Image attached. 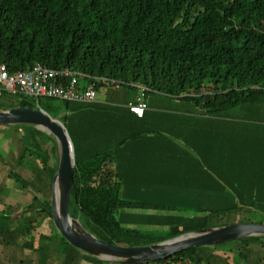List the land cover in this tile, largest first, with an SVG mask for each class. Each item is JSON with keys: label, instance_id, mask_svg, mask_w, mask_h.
<instances>
[{"label": "trees", "instance_id": "1", "mask_svg": "<svg viewBox=\"0 0 264 264\" xmlns=\"http://www.w3.org/2000/svg\"><path fill=\"white\" fill-rule=\"evenodd\" d=\"M36 64L70 68L91 78L109 77L125 88L146 89L145 98L158 93L193 102V93L207 89L214 96L199 100L209 114L223 106L264 103V0H0V65L14 74L30 71ZM8 96L0 94V111L41 108L57 119L61 110L52 106L54 100L38 103L14 95L13 103H8ZM14 127L25 135L20 138L25 144L17 163L30 169L29 160L34 158L43 167L41 177L49 175L44 196L34 184L38 181L10 174L23 190L32 187L36 192L23 208L35 210L31 218L38 223L34 227L38 234L43 235L46 221L52 236L65 249L84 254L86 262L117 264L81 252L57 231L51 201V183L59 169L56 140L33 126ZM75 163L69 212L97 239L143 247L204 230L193 227V221L184 224L186 219L175 217L174 210L166 211L172 218L159 225L145 223L151 219L140 218V212L150 206L124 192V180L114 176L107 156ZM129 217L140 222L131 224L134 220ZM150 228L167 230L156 237L157 229ZM256 243L263 247L264 237L192 248L149 264H231L232 256L243 263L252 250L250 244Z\"/></svg>", "mask_w": 264, "mask_h": 264}, {"label": "crops", "instance_id": "2", "mask_svg": "<svg viewBox=\"0 0 264 264\" xmlns=\"http://www.w3.org/2000/svg\"><path fill=\"white\" fill-rule=\"evenodd\" d=\"M87 84L80 80V88ZM212 93H193V102L151 93L138 117L131 105L140 90L98 87L92 103L60 101L63 112L56 120L69 134L75 160L108 157L114 176L124 180V192L150 206L140 212V218L151 219L145 223L159 225L172 218L166 211L174 210L175 217H184L188 225L193 221L196 229L216 225L215 219L223 221L231 213L255 219L237 224H262L264 103L223 106L209 114L199 99ZM28 167L32 183L41 187L42 170L33 163ZM27 202L2 206L21 211ZM37 225L22 211L0 217V264H90L77 251L65 249L46 221L42 236ZM256 244L249 247L260 246Z\"/></svg>", "mask_w": 264, "mask_h": 264}, {"label": "water", "instance_id": "3", "mask_svg": "<svg viewBox=\"0 0 264 264\" xmlns=\"http://www.w3.org/2000/svg\"><path fill=\"white\" fill-rule=\"evenodd\" d=\"M30 125L54 137L59 149V169L52 181V217L57 231L73 247L94 258L117 264H149L168 259L182 251L219 245L249 237H264V223L235 224L181 235L143 247L109 244L87 232L69 212L74 179L73 145L63 124L45 111L33 108H11L0 111V127Z\"/></svg>", "mask_w": 264, "mask_h": 264}, {"label": "built area", "instance_id": "4", "mask_svg": "<svg viewBox=\"0 0 264 264\" xmlns=\"http://www.w3.org/2000/svg\"><path fill=\"white\" fill-rule=\"evenodd\" d=\"M83 79L88 84L80 88ZM122 86L121 81L109 77L91 78L70 68L54 70L36 64L30 71L11 74L5 65H0V94L6 92L34 100L92 103L98 87L120 89ZM145 93L146 89L140 88V95L131 105V111L138 117H143L147 109Z\"/></svg>", "mask_w": 264, "mask_h": 264}, {"label": "rangeland", "instance_id": "5", "mask_svg": "<svg viewBox=\"0 0 264 264\" xmlns=\"http://www.w3.org/2000/svg\"><path fill=\"white\" fill-rule=\"evenodd\" d=\"M14 100L15 99L12 96H8L6 101L8 103H13ZM35 101H37L39 103L40 100H35ZM62 104L63 103L60 101L52 102L53 107H56L58 109L61 108V110L57 113L59 115H62V112H63L62 107H61ZM59 115L57 117H60ZM18 126H21V125H18ZM28 126H30V125H28ZM39 131H41V133H43L47 137L50 136L46 131H43V130H39ZM23 133H24L23 129L20 130V128H16L14 126H11V127L8 126V127L0 128V212L1 213L3 212V214H1L0 216H7V218L11 214L19 213L21 211L22 212L25 211V213L27 212L25 214V216H27V217L33 215L34 214L33 211L35 212V210H33V211L27 210V208H29V206L22 209L21 211H19V207L3 208V206H2L3 204H5V206H7L9 203L14 204V202H18V204H21V203L23 204L27 201H28L27 203L30 202V204H31L32 198H34V196L36 194V192L33 193L32 187L28 188V190H23L22 187L19 184H17L16 181L10 176L11 173H15V174H21L23 176L26 175L27 178H30L29 172H28L29 170H27V168L21 167L17 163L19 153H20V151L23 150V147L25 144L20 140L21 137L24 138V136H25V135H23ZM42 138H44V137H42ZM27 163H28V161H27ZM29 163H31V164L33 163L34 165L37 164L40 170L43 169L41 163H39L34 158L29 160ZM29 163H28V165H29ZM44 175L45 176L41 180V183L39 185L41 186V188H40L41 192H42L41 194L46 196L48 194V188H49V175L47 172ZM30 204H27V205H30ZM27 205H25V206H27ZM180 212H182L183 214H188V213L193 212V211H180ZM224 216H228V215H223L222 217H224ZM256 220H258V219H256ZM215 221L217 223L216 225H211V226H208V227L203 228V229L204 230L205 229H213V228L226 226V225H234V224L239 223L240 221H242L243 223H247V222L250 223L251 221H255V219L253 217H250V216L238 217V214L234 215V213H231V214H229L228 217H225L223 219V221H219L216 219H215ZM262 223H264V220L262 221ZM155 229H157V228H155ZM155 229L150 228V230H155ZM166 230H167V228L157 229L158 232L155 233V236L156 237H163L166 234V233H164ZM225 249L229 250L230 247L226 246ZM82 255H84V254H82ZM254 259L256 260L255 262H253ZM248 260H249V263L246 262ZM246 261L242 263L241 260L237 261V259H234L232 256V259H229L228 262H231V264H241V263L242 264H264V248L261 246H258V247H255L254 249H252L250 251V253H248V257H247Z\"/></svg>", "mask_w": 264, "mask_h": 264}]
</instances>
